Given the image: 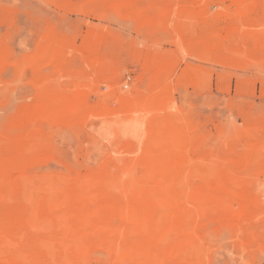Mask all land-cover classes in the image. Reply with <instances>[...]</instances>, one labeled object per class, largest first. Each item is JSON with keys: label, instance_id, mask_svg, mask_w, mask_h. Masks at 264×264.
<instances>
[{"label": "rangeland", "instance_id": "obj_1", "mask_svg": "<svg viewBox=\"0 0 264 264\" xmlns=\"http://www.w3.org/2000/svg\"><path fill=\"white\" fill-rule=\"evenodd\" d=\"M0 264H264V0H0Z\"/></svg>", "mask_w": 264, "mask_h": 264}]
</instances>
